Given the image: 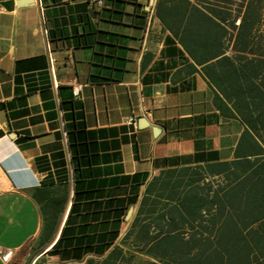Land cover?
Wrapping results in <instances>:
<instances>
[{
	"label": "crops",
	"instance_id": "0c3cea01",
	"mask_svg": "<svg viewBox=\"0 0 264 264\" xmlns=\"http://www.w3.org/2000/svg\"><path fill=\"white\" fill-rule=\"evenodd\" d=\"M18 1L0 0V264L154 260L136 241L149 208L173 207L180 228L185 197L255 183L264 64L218 61L211 29L198 45L188 14L160 11L169 1L126 0L120 21L86 0ZM87 13L121 35L119 80L92 78L99 44L75 37Z\"/></svg>",
	"mask_w": 264,
	"mask_h": 264
},
{
	"label": "trees",
	"instance_id": "16d2710c",
	"mask_svg": "<svg viewBox=\"0 0 264 264\" xmlns=\"http://www.w3.org/2000/svg\"><path fill=\"white\" fill-rule=\"evenodd\" d=\"M125 1L104 0L100 9L92 5L91 13L100 19L120 21L126 13ZM130 1L140 5L137 0ZM163 1H169L170 6L163 9L160 4V11L188 14L185 29L199 32L198 45L206 43L204 29H211V46L219 53L218 61L264 64V0ZM52 2L59 4L61 0ZM91 13L81 17L86 32L75 37L78 44H99L94 56L98 58L101 75L93 74L92 78L119 80L126 59L124 50L117 44L121 35L96 27ZM56 33V29H49L50 38ZM253 71L263 76V68ZM257 173L260 175L246 192V182H240L230 189L232 193H225L222 198L216 195L211 199L185 197L186 213L180 218V228L174 221L177 216L173 207L158 214L149 208L142 216L145 221L136 232V241L142 242L137 246L139 249L155 259L141 264H264V162L254 175ZM189 219L197 221V226L190 230L184 227ZM204 221L210 225L204 226Z\"/></svg>",
	"mask_w": 264,
	"mask_h": 264
},
{
	"label": "built area",
	"instance_id": "2783aa9c",
	"mask_svg": "<svg viewBox=\"0 0 264 264\" xmlns=\"http://www.w3.org/2000/svg\"><path fill=\"white\" fill-rule=\"evenodd\" d=\"M68 1H75V0H68ZM89 4L91 5H95L98 8H101L104 5V0H86ZM84 89V85L83 84H75L73 86V95L75 98H80L82 96V92ZM131 121L134 120V118L130 119ZM10 257V253L7 252L4 254V258L8 259Z\"/></svg>",
	"mask_w": 264,
	"mask_h": 264
},
{
	"label": "water",
	"instance_id": "95a60500",
	"mask_svg": "<svg viewBox=\"0 0 264 264\" xmlns=\"http://www.w3.org/2000/svg\"><path fill=\"white\" fill-rule=\"evenodd\" d=\"M30 1H32V0H20V1H18V4H23V3H26V2H30Z\"/></svg>",
	"mask_w": 264,
	"mask_h": 264
}]
</instances>
